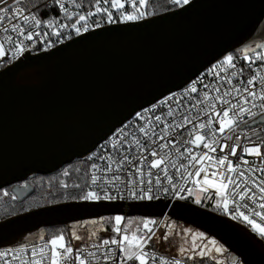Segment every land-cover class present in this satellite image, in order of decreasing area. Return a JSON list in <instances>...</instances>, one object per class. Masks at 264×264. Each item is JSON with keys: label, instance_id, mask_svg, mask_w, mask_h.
Here are the masks:
<instances>
[{"label": "snow or ice", "instance_id": "1", "mask_svg": "<svg viewBox=\"0 0 264 264\" xmlns=\"http://www.w3.org/2000/svg\"><path fill=\"white\" fill-rule=\"evenodd\" d=\"M167 5L182 15L195 0ZM155 17L150 0H88L87 9L84 0H0V67ZM100 139L82 167H66L50 182L48 202L94 215L41 232L31 245L0 247V264H226L222 244L172 219L185 209L237 221L264 247V16Z\"/></svg>", "mask_w": 264, "mask_h": 264}, {"label": "water", "instance_id": "2", "mask_svg": "<svg viewBox=\"0 0 264 264\" xmlns=\"http://www.w3.org/2000/svg\"><path fill=\"white\" fill-rule=\"evenodd\" d=\"M261 16L264 0H195L182 15L168 12L142 28L98 33L0 71V191L26 201L35 192L27 181L84 160L127 111L196 72ZM69 207L46 206L0 221V247L31 245L39 240L28 241L35 234L94 215ZM199 211L185 209L172 219L216 239L231 260L264 264V247L253 233Z\"/></svg>", "mask_w": 264, "mask_h": 264}, {"label": "trees", "instance_id": "3", "mask_svg": "<svg viewBox=\"0 0 264 264\" xmlns=\"http://www.w3.org/2000/svg\"><path fill=\"white\" fill-rule=\"evenodd\" d=\"M84 5L85 9H87L88 0H84ZM150 7L155 9L157 16L170 12L166 10L169 7L167 5V0H150ZM83 164L84 160H78L66 167L77 168L82 167ZM59 174L60 172L51 176H36L29 180L31 185L35 187V192L23 203H19L16 199H13V194L10 189H6L10 192V196L8 197L4 196L3 191H0V221L35 209L50 206L48 202L54 198V191L50 186V182L58 181L60 178ZM55 196H59V193H55ZM63 227L64 226L46 229L44 234L53 233ZM159 252L168 254L160 250ZM230 256L231 254H229V257Z\"/></svg>", "mask_w": 264, "mask_h": 264}, {"label": "rangeland", "instance_id": "4", "mask_svg": "<svg viewBox=\"0 0 264 264\" xmlns=\"http://www.w3.org/2000/svg\"><path fill=\"white\" fill-rule=\"evenodd\" d=\"M4 192H7L8 193V195L6 196V197H8V196H10V192H9V190H5V191H3V194H4ZM5 196V195H4ZM13 197H14V195H13ZM16 199V198H15ZM179 224H181V223H179ZM182 225H184V224H182ZM185 227H190V226H188V225H184ZM192 228V227H191ZM194 229V228H193ZM197 230V229H196ZM39 235H40V233H38V234H35V235H33V236H31V237H29V239H28V241H32V240H36V239H39ZM158 249L160 250V251H162V252H165V253H168V254H174L173 252H168V251H165V246L164 245H159L158 246ZM229 254L230 253H228V252H226V253H224L222 256H220L219 258L220 259H223L226 263H227V261L231 258V256L229 257Z\"/></svg>", "mask_w": 264, "mask_h": 264}, {"label": "built area", "instance_id": "5", "mask_svg": "<svg viewBox=\"0 0 264 264\" xmlns=\"http://www.w3.org/2000/svg\"><path fill=\"white\" fill-rule=\"evenodd\" d=\"M71 10V9H70ZM16 63V62H15ZM10 65H8L7 67H9ZM7 67H0V71H2V70H4L5 68H7ZM227 218V217H226ZM233 222H235V223H237V224H239V225H241V226H243V227H245L246 229H248L250 232H251V230H250V228H248L247 226H245V225H243V224H241V223H239V222H237V221H233ZM252 233V232H251ZM161 253V252H160ZM162 254H164V253H162ZM165 255H168V254H165ZM170 256V255H169ZM236 260H239V261H241V259H236ZM226 264H232V260H231V258L227 261V263Z\"/></svg>", "mask_w": 264, "mask_h": 264}, {"label": "flooded vegetation", "instance_id": "6", "mask_svg": "<svg viewBox=\"0 0 264 264\" xmlns=\"http://www.w3.org/2000/svg\"><path fill=\"white\" fill-rule=\"evenodd\" d=\"M27 183H30L29 181H27ZM24 184H26V183H22L21 185H24ZM31 184V183H30Z\"/></svg>", "mask_w": 264, "mask_h": 264}]
</instances>
